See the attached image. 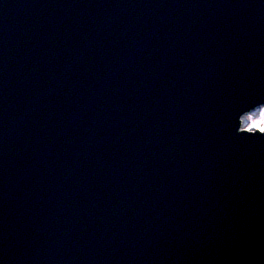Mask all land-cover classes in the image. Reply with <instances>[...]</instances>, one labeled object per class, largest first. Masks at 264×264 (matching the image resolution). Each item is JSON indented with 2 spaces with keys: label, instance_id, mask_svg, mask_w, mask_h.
<instances>
[{
  "label": "water",
  "instance_id": "95a60500",
  "mask_svg": "<svg viewBox=\"0 0 264 264\" xmlns=\"http://www.w3.org/2000/svg\"><path fill=\"white\" fill-rule=\"evenodd\" d=\"M199 43L216 60L232 56L241 65L239 74L226 71L228 85L242 77L257 82L264 0H0V55L9 59L0 71L12 73L6 78L15 86L4 94L15 96L9 102L33 131L17 179L11 173L0 189V244L16 248L10 257L0 250V264H179L188 243L196 263H223L224 254L170 202L180 190L192 193L174 184L198 155L203 163L220 151L209 121L229 108L220 99L206 103L207 118L199 109L196 91L219 82L215 73L201 78L211 60ZM182 53L188 56L177 69ZM172 84L177 92L163 94ZM259 89L264 93L263 83ZM193 133L204 138L199 147L190 144ZM226 205L227 216H209L205 230L223 233L227 264H236L239 248L240 264H264L256 252L264 250L261 211ZM20 212L38 217L27 223L32 236L2 216ZM255 231L261 236L254 239Z\"/></svg>",
  "mask_w": 264,
  "mask_h": 264
},
{
  "label": "snow or ice",
  "instance_id": "6c2138e0",
  "mask_svg": "<svg viewBox=\"0 0 264 264\" xmlns=\"http://www.w3.org/2000/svg\"><path fill=\"white\" fill-rule=\"evenodd\" d=\"M249 119L252 120V128H255L259 132L264 133V118H262L261 121H259V122L255 121L251 117ZM251 130L252 129H249V131H251Z\"/></svg>",
  "mask_w": 264,
  "mask_h": 264
},
{
  "label": "rangeland",
  "instance_id": "374dc122",
  "mask_svg": "<svg viewBox=\"0 0 264 264\" xmlns=\"http://www.w3.org/2000/svg\"><path fill=\"white\" fill-rule=\"evenodd\" d=\"M255 121L259 122L262 118H264V111L261 113L256 114L254 117H252ZM248 127L252 128V120L249 119L248 121Z\"/></svg>",
  "mask_w": 264,
  "mask_h": 264
}]
</instances>
